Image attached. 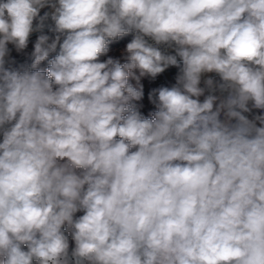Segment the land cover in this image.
Wrapping results in <instances>:
<instances>
[{
	"label": "clouds",
	"instance_id": "1",
	"mask_svg": "<svg viewBox=\"0 0 264 264\" xmlns=\"http://www.w3.org/2000/svg\"><path fill=\"white\" fill-rule=\"evenodd\" d=\"M0 137V264H264V0H0Z\"/></svg>",
	"mask_w": 264,
	"mask_h": 264
},
{
	"label": "built area",
	"instance_id": "2",
	"mask_svg": "<svg viewBox=\"0 0 264 264\" xmlns=\"http://www.w3.org/2000/svg\"><path fill=\"white\" fill-rule=\"evenodd\" d=\"M47 10L48 9H43L41 11V14H43V11H47ZM45 32L47 33V29H45ZM47 34L51 35L50 33H47ZM37 35H38V33H33L32 34V36L30 37L28 48L24 52L17 53L15 51V49L11 45H9V47L12 49V51L10 53V59H14L16 61V64L14 66H19L20 64H23V63H26V62L30 63V54H31V52L33 50V45H34V42L36 40ZM125 38H130L131 39V36L129 35V36L121 38L117 42H113L110 45V48L118 46L119 43ZM46 66H47L46 63L41 65L42 68H44ZM176 71L177 70L174 69V68L168 69L165 73L161 74V76H159L155 81H151L153 87H158V86H161V85L170 86L172 83L175 82L174 77H175ZM253 112H255L256 114H260L259 110H255L254 109ZM245 115L248 116L249 119L253 118L250 113H245ZM0 139H2V137H0ZM77 214L81 215L82 213H77Z\"/></svg>",
	"mask_w": 264,
	"mask_h": 264
},
{
	"label": "rangeland",
	"instance_id": "3",
	"mask_svg": "<svg viewBox=\"0 0 264 264\" xmlns=\"http://www.w3.org/2000/svg\"><path fill=\"white\" fill-rule=\"evenodd\" d=\"M126 43H122V44H119L116 47L110 48L109 55L113 56V57H121L122 50H123V48H124ZM101 59L102 60L106 59V57H101ZM141 83H143V85H144V92H149L153 88L151 80H149L147 78L142 79ZM142 103H143L144 107L141 109V111L143 112L144 115L148 116L152 111L155 110L154 106L150 104L148 99H146V100L144 99L142 101Z\"/></svg>",
	"mask_w": 264,
	"mask_h": 264
},
{
	"label": "trees",
	"instance_id": "4",
	"mask_svg": "<svg viewBox=\"0 0 264 264\" xmlns=\"http://www.w3.org/2000/svg\"><path fill=\"white\" fill-rule=\"evenodd\" d=\"M129 40H130V38H125V39H123L119 44L126 43V42H128ZM147 94H148V92H145V97H144L145 100L147 99ZM145 116H147V115H145Z\"/></svg>",
	"mask_w": 264,
	"mask_h": 264
},
{
	"label": "water",
	"instance_id": "5",
	"mask_svg": "<svg viewBox=\"0 0 264 264\" xmlns=\"http://www.w3.org/2000/svg\"><path fill=\"white\" fill-rule=\"evenodd\" d=\"M250 114L252 115V117H254L255 115H257V114H256L255 112H253V111H252Z\"/></svg>",
	"mask_w": 264,
	"mask_h": 264
}]
</instances>
